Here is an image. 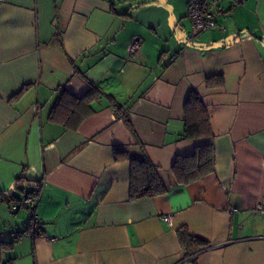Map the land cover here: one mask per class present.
<instances>
[{"label": "crops", "instance_id": "obj_1", "mask_svg": "<svg viewBox=\"0 0 264 264\" xmlns=\"http://www.w3.org/2000/svg\"><path fill=\"white\" fill-rule=\"evenodd\" d=\"M215 9L220 28L198 32L185 0H0V191L41 181L40 234L0 207L6 264H264V0ZM91 83L118 106L95 103L77 131L48 119L60 86ZM193 89L212 137L181 136ZM208 143L215 171L179 183L176 157ZM119 151L167 191L132 199ZM183 227L210 247L188 252Z\"/></svg>", "mask_w": 264, "mask_h": 264}, {"label": "trees", "instance_id": "obj_2", "mask_svg": "<svg viewBox=\"0 0 264 264\" xmlns=\"http://www.w3.org/2000/svg\"><path fill=\"white\" fill-rule=\"evenodd\" d=\"M104 98L111 104L118 106L115 97L106 94L102 87L95 83H91L88 91L82 95L74 94L66 85L60 86L48 119L53 123L61 124L66 129L77 131L83 121L96 112L94 104L101 102ZM184 124L182 138L214 136L208 109L202 96L195 89L189 93L185 101ZM116 155L117 159L126 158L131 163L130 197L132 199L145 196L155 197L167 191L165 184L159 177L156 166L148 157H136L129 151H119ZM172 170L178 182L183 184H190L214 172V144L199 145L190 154L178 155ZM18 182V184H24L28 181L19 178ZM40 192L41 181L36 182L27 194L37 197ZM20 199V197H16L15 193L6 194L0 191V202H8L10 204ZM178 235L182 246L188 252L196 253L210 247L206 240L190 235L184 227L178 231ZM10 244L11 242L9 241L0 240V263L4 262L2 258L4 247ZM4 263L6 264L7 262L5 261Z\"/></svg>", "mask_w": 264, "mask_h": 264}, {"label": "built area", "instance_id": "obj_3", "mask_svg": "<svg viewBox=\"0 0 264 264\" xmlns=\"http://www.w3.org/2000/svg\"><path fill=\"white\" fill-rule=\"evenodd\" d=\"M219 0H185L187 5V16L191 21L192 27L198 31H205L207 29L220 28L216 16L217 10L215 9L216 3ZM242 2L244 0H236ZM141 45L140 39H135L129 45V51L135 52ZM39 196H32L31 194L24 195L19 201L10 203L13 211L19 209H26L29 211L31 218L30 233L32 236L40 234L41 221L36 213V206ZM259 210L264 212V207L259 206ZM166 221H170L168 215L164 216ZM40 232V233H39Z\"/></svg>", "mask_w": 264, "mask_h": 264}, {"label": "rangeland", "instance_id": "obj_4", "mask_svg": "<svg viewBox=\"0 0 264 264\" xmlns=\"http://www.w3.org/2000/svg\"><path fill=\"white\" fill-rule=\"evenodd\" d=\"M15 193H16L19 197H21L23 192H22V190H21L20 188H17L16 191H15ZM0 207L6 209L7 215H8L9 217H13V216H16V215H17L16 213H14V212L11 210V207H10V206L8 207V205H6V204H2V205H0ZM21 213H22V214H23V213L25 214L24 210H21ZM7 240H9V239H7Z\"/></svg>", "mask_w": 264, "mask_h": 264}, {"label": "water", "instance_id": "obj_5", "mask_svg": "<svg viewBox=\"0 0 264 264\" xmlns=\"http://www.w3.org/2000/svg\"><path fill=\"white\" fill-rule=\"evenodd\" d=\"M18 181H15L11 184V186L6 190V194H12L15 190H16V187L18 185ZM25 185H34L35 183L33 182H25L24 183Z\"/></svg>", "mask_w": 264, "mask_h": 264}]
</instances>
